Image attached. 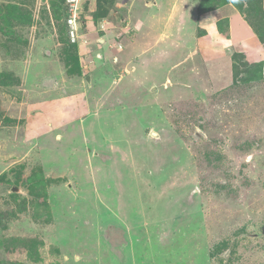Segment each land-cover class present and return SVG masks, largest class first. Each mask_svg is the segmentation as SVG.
<instances>
[{
	"label": "rangeland",
	"instance_id": "obj_1",
	"mask_svg": "<svg viewBox=\"0 0 264 264\" xmlns=\"http://www.w3.org/2000/svg\"><path fill=\"white\" fill-rule=\"evenodd\" d=\"M61 1L0 0V264H264V0H200L262 54L233 48L214 89L181 70L163 85L182 47L153 74L84 69L105 37L139 52L122 28L143 0H96L81 45ZM229 17L197 35L226 38Z\"/></svg>",
	"mask_w": 264,
	"mask_h": 264
},
{
	"label": "crops",
	"instance_id": "obj_2",
	"mask_svg": "<svg viewBox=\"0 0 264 264\" xmlns=\"http://www.w3.org/2000/svg\"><path fill=\"white\" fill-rule=\"evenodd\" d=\"M178 1L179 0H153L149 2L148 0H143V4H140V9L135 10L132 16H130V18L135 17V20H131L135 22L132 35L129 32L130 25H126L122 28L123 33L129 37L127 39L130 40L128 45L131 49L130 51H132V48H134L137 43H140L139 52L137 54L129 53L123 57L122 49L118 50L114 42L105 37L101 39V43L99 41L101 44L100 51L96 49V46L94 51H92L93 61L87 62L86 60L82 67L84 69L87 67H89V69H96L107 61L106 64L109 63V70H113L111 64H115V61H117L119 63L117 66L114 65L115 68L122 69V71L120 70L121 74L127 75L130 69L135 70V65L133 64V62H135L140 64L139 67L142 68L143 71L153 74L158 71V66L162 63L160 61H162L165 56L174 55L178 51L180 52L181 50L177 49L182 47L184 50L186 49L187 53L184 54L183 50L181 52L183 54L181 59L173 61L172 63L168 62V67L162 70L163 73H165L163 85L166 84L164 86L167 87L174 83V79L170 80V77L167 75L171 74L173 70H181L185 72V74L193 75L194 78L200 77L199 75L203 72L204 75L209 76H207L209 80L203 78L206 80V87L209 85L212 87L213 85L211 89H214L224 85L226 82L225 78L228 79L231 74L230 56L232 55L233 48L248 49V46L251 45L254 48L253 52L257 54L251 61H258V59H260L262 54L259 50L257 51L259 45L256 46L257 44L252 37L250 29L239 16L234 15L229 7L198 14L197 9L200 0H193L190 5L184 2L182 3V1V4H180ZM93 3L94 2L82 5L83 9L85 8L84 11ZM188 15H191V20H186L187 18L185 17H188ZM229 15L230 23L226 38L218 33L210 32L200 36L197 35L199 29L204 30V28L208 26H213L216 19ZM177 35L182 36L183 41L181 43L176 41ZM119 42L120 44H117V46H120L123 41L120 40ZM186 42L187 45L185 44ZM124 43L125 42H123L121 46H123ZM107 50L109 51L107 52ZM113 50L117 52V56L114 58L112 57L115 60L108 61V55H110V52ZM224 58H226L227 61L224 60ZM187 63H189V66L181 69ZM211 63L212 65L209 67ZM224 66L227 67V71L220 74V70ZM103 68L105 69L106 67ZM107 73L108 71H104L102 74L106 75ZM99 74L101 73H94L95 77ZM220 76L222 77L220 78ZM121 77L122 76H119L118 79H121ZM85 80L88 82L89 77H85ZM210 80L211 82H209ZM176 85L177 83L175 86ZM56 102L57 101L54 100L52 103L54 107L56 106Z\"/></svg>",
	"mask_w": 264,
	"mask_h": 264
},
{
	"label": "built area",
	"instance_id": "obj_3",
	"mask_svg": "<svg viewBox=\"0 0 264 264\" xmlns=\"http://www.w3.org/2000/svg\"><path fill=\"white\" fill-rule=\"evenodd\" d=\"M95 0H64L65 3V25L66 36L70 43L81 44L85 41L80 34V15L84 4L94 2Z\"/></svg>",
	"mask_w": 264,
	"mask_h": 264
},
{
	"label": "trees",
	"instance_id": "obj_4",
	"mask_svg": "<svg viewBox=\"0 0 264 264\" xmlns=\"http://www.w3.org/2000/svg\"><path fill=\"white\" fill-rule=\"evenodd\" d=\"M96 1V0H95ZM60 10H61V14H60V17H61V20H62V23H63V26H64V29L66 30V25H65V3H64V0L61 1V4H60ZM84 10V9H83ZM64 30V31H65ZM64 35H66V31L64 32ZM67 37V36H66Z\"/></svg>",
	"mask_w": 264,
	"mask_h": 264
},
{
	"label": "clouds",
	"instance_id": "obj_5",
	"mask_svg": "<svg viewBox=\"0 0 264 264\" xmlns=\"http://www.w3.org/2000/svg\"><path fill=\"white\" fill-rule=\"evenodd\" d=\"M95 2V1H94ZM85 9V8H84ZM84 10H82V12H83ZM82 14V13H81ZM86 42V41H85ZM78 45H81V44H78ZM116 46H117V44H116ZM121 47V45L120 46H117L116 48L117 49H119Z\"/></svg>",
	"mask_w": 264,
	"mask_h": 264
}]
</instances>
